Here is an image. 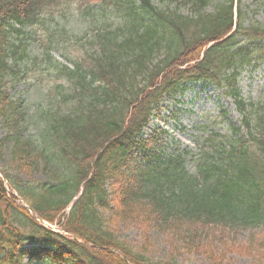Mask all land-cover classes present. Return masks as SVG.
Segmentation results:
<instances>
[{"label": "trees", "instance_id": "trees-1", "mask_svg": "<svg viewBox=\"0 0 264 264\" xmlns=\"http://www.w3.org/2000/svg\"><path fill=\"white\" fill-rule=\"evenodd\" d=\"M111 2L125 9L130 26L124 39L117 41L118 31L94 39L85 58L69 68L50 56L55 45L47 40L41 48L31 35L57 0H0L1 143L10 145L0 172L50 224L82 187L63 228L84 243L40 226L0 179V264H127L112 250L132 264H177L154 263L135 252L119 240L116 223L146 232L152 222L178 235L186 224L231 228L244 216L264 215V105L242 100L237 86L258 51L244 38L264 32L244 28L239 10L231 32L233 0L209 14L203 12L207 0H188L196 18L159 10L151 0ZM36 61L48 76L39 86L43 97L38 95L45 107L29 115L7 84L12 89L24 82ZM198 82L233 99L245 132L223 115L230 136L208 141L190 176L182 157L154 152L160 133L143 139L141 131L164 119L162 101L175 103Z\"/></svg>", "mask_w": 264, "mask_h": 264}, {"label": "rangeland", "instance_id": "rangeland-1", "mask_svg": "<svg viewBox=\"0 0 264 264\" xmlns=\"http://www.w3.org/2000/svg\"><path fill=\"white\" fill-rule=\"evenodd\" d=\"M187 1L153 0L154 4H160L167 11L178 10L180 15L189 16L191 7L187 5ZM225 1L209 0L205 13L213 12L218 4ZM81 4L89 6L99 5L96 7L97 11L102 10L103 14H97L96 19L92 21L86 16L85 10H82L84 7H81L77 1L59 0L57 6L52 8V15L42 20L41 27L34 26L35 31L32 34L38 38L35 41H39L41 48L47 44V40L55 45L57 49L59 47H67L65 52L52 53V57L56 61L73 64L79 59H84L83 52L93 48L91 36L95 27L106 25L105 29L116 27L124 30L127 25L122 15L117 14L111 8H107L110 5L105 4L101 0H89ZM239 4L243 9H247L245 11V20L243 21L245 25L255 23L264 26V0H240ZM43 69L42 64L38 67H32V72L28 73L26 82L15 89V94L17 93V96H21L24 102L30 103L32 98L37 97L39 87L35 88L33 87L34 85L26 87V85H31V79L34 78L36 81L45 80V77L46 80L48 79L47 73ZM45 83L46 81L42 85L44 86ZM239 86L244 98H249L254 102H261L264 99L260 97L264 94V71L260 69L251 73L243 72L239 78ZM208 91L204 93L208 95ZM10 94H14L13 90L10 91ZM214 94L218 104L227 109L230 114L228 116L235 121L237 116L233 112L231 101L221 96L220 92L219 95L217 91ZM200 97L192 105L197 110L193 108L195 112L190 110V113H196L199 108H202L208 113L214 114L216 106L213 103L211 104L210 101L204 103L205 107L200 106ZM40 103L41 100L37 99V108ZM189 106L190 104L182 109L189 111ZM33 108H36V105L30 103L29 111L31 112ZM195 115L198 116L199 113ZM191 117H183L179 122L182 126L187 125L186 128L188 130H185L184 134L176 132L177 128L175 129L174 120H170L165 129L170 132L175 130L173 131V137L179 139L180 146L187 148L190 153L193 152L192 154H198L197 140L199 136H196L195 133L199 129L190 130V127L202 119L195 118L193 120L194 118ZM215 121H217V118ZM201 122L204 121L202 120ZM171 125L174 127H171ZM3 135L4 131L0 126V139ZM167 140L171 141L170 135H168ZM8 147L7 143L4 145L0 144V162L3 160L5 163ZM0 165H3V163H0ZM147 225L146 232L141 227L140 231L135 226H129L128 223L125 224L122 221H118L115 228L122 240L127 241L135 250H142L143 255L150 257L155 262L172 258L178 264H264V229L262 228L255 230H233L222 227L202 229L199 225L188 228L190 225L186 224L183 225L182 230L180 229V234L173 235L170 231H161L152 222ZM189 229L193 231H188Z\"/></svg>", "mask_w": 264, "mask_h": 264}]
</instances>
